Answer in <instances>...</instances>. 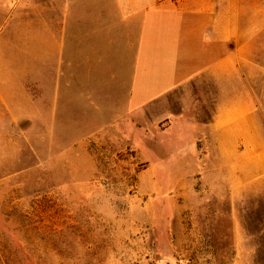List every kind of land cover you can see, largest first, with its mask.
Wrapping results in <instances>:
<instances>
[{
    "label": "rangeland",
    "instance_id": "1",
    "mask_svg": "<svg viewBox=\"0 0 264 264\" xmlns=\"http://www.w3.org/2000/svg\"><path fill=\"white\" fill-rule=\"evenodd\" d=\"M17 1L0 0V87L16 96L27 90L32 0ZM237 14L244 31L255 29L247 20L259 25L251 50L264 133V0H240ZM14 102L22 113L0 97V264H249V245H264V171L229 141L220 150L154 124L130 139L116 122L109 140H86L95 127L50 133Z\"/></svg>",
    "mask_w": 264,
    "mask_h": 264
},
{
    "label": "crops",
    "instance_id": "2",
    "mask_svg": "<svg viewBox=\"0 0 264 264\" xmlns=\"http://www.w3.org/2000/svg\"><path fill=\"white\" fill-rule=\"evenodd\" d=\"M239 1L32 0L27 90L16 96L0 87V97L12 113L24 111L14 98L26 101V117L50 133L86 124L96 131L86 140L104 141L114 130L107 124L116 122L115 133L141 140L154 124L161 136L187 134L220 150L229 141L239 156L250 154L252 171H264L258 58L251 50L259 25L247 20L256 30L244 31ZM248 248L249 264H259L264 245Z\"/></svg>",
    "mask_w": 264,
    "mask_h": 264
}]
</instances>
